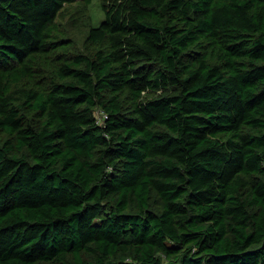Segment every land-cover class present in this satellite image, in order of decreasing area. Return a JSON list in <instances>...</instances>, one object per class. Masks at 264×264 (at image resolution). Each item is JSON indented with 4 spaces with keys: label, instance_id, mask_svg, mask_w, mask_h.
<instances>
[{
    "label": "trees",
    "instance_id": "1",
    "mask_svg": "<svg viewBox=\"0 0 264 264\" xmlns=\"http://www.w3.org/2000/svg\"><path fill=\"white\" fill-rule=\"evenodd\" d=\"M73 1L0 0V264H264V0Z\"/></svg>",
    "mask_w": 264,
    "mask_h": 264
},
{
    "label": "rangeland",
    "instance_id": "2",
    "mask_svg": "<svg viewBox=\"0 0 264 264\" xmlns=\"http://www.w3.org/2000/svg\"><path fill=\"white\" fill-rule=\"evenodd\" d=\"M104 18V9L102 0H91L86 3L84 0H74L65 3L61 9L58 21L65 29L66 33L75 41L76 46L84 49V39L88 29L92 25H96ZM101 110H97L96 114L101 116Z\"/></svg>",
    "mask_w": 264,
    "mask_h": 264
},
{
    "label": "built area",
    "instance_id": "3",
    "mask_svg": "<svg viewBox=\"0 0 264 264\" xmlns=\"http://www.w3.org/2000/svg\"><path fill=\"white\" fill-rule=\"evenodd\" d=\"M105 116V113H102L101 116L97 115V121L101 122Z\"/></svg>",
    "mask_w": 264,
    "mask_h": 264
}]
</instances>
